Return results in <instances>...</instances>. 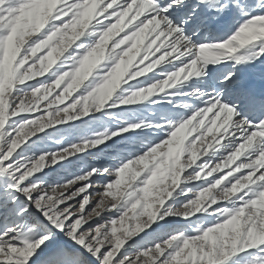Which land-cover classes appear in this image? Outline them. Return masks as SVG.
I'll return each mask as SVG.
<instances>
[{
  "label": "snow or ice",
  "instance_id": "1",
  "mask_svg": "<svg viewBox=\"0 0 264 264\" xmlns=\"http://www.w3.org/2000/svg\"><path fill=\"white\" fill-rule=\"evenodd\" d=\"M0 264H264V0H0Z\"/></svg>",
  "mask_w": 264,
  "mask_h": 264
}]
</instances>
